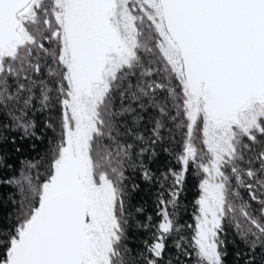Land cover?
Segmentation results:
<instances>
[{
	"label": "snow or ice",
	"instance_id": "6c2138e0",
	"mask_svg": "<svg viewBox=\"0 0 264 264\" xmlns=\"http://www.w3.org/2000/svg\"><path fill=\"white\" fill-rule=\"evenodd\" d=\"M38 112L46 152L0 180V264H173L170 237L176 264H224L228 229L243 264H264V0H0V168L5 144L40 138ZM174 130L179 170L157 176L148 161ZM137 170L159 185L142 251L126 243Z\"/></svg>",
	"mask_w": 264,
	"mask_h": 264
},
{
	"label": "trees",
	"instance_id": "16d2710c",
	"mask_svg": "<svg viewBox=\"0 0 264 264\" xmlns=\"http://www.w3.org/2000/svg\"><path fill=\"white\" fill-rule=\"evenodd\" d=\"M155 115L154 111H149L144 113V121L141 124V128L145 135H148V129L151 127L152 116ZM35 120L37 123V136L35 137L19 139L16 140V145L8 143L3 146V152L7 158V162L12 165L11 168H0V180L7 179L13 173L21 168V161L27 159H36L39 156L44 155L48 148V141L50 138L49 132H44L43 124L45 122V115L43 113H36ZM41 132L44 135L41 136ZM21 134L18 132L10 133V136L19 137ZM173 135L175 136L174 141H170L165 134V141L163 144H157L155 151L156 156L148 161L149 167L153 172L159 176L162 172H165L168 168H173L179 170V164L176 162L172 153L179 150V142L181 139L180 130H174ZM15 147H19L20 151L16 152ZM169 149L166 152L164 149ZM133 182L140 185V187L132 194V202L137 207H143L144 211L142 214H134L129 221L128 225V240L127 245L134 250L142 251L144 248V242L151 241V233L154 230L152 227L144 229L141 225L148 223L146 217L151 216V223L154 225L158 222L159 217L156 215V197L159 191L158 184H149L143 181L140 177L139 171L132 173ZM167 183H171L169 180ZM199 177L194 175L191 171L187 176V180L184 184V190L181 193L180 204L181 208L178 214V223L181 225L194 224L192 212L193 205L196 198L199 195L198 190ZM13 189L6 184H0V219L6 216L12 211V206L10 203V196ZM181 235L184 236V240L180 243L185 246L190 247L191 237L193 231L190 228L184 227L181 229ZM179 237H170L167 246V256L166 259H172L173 264H176L175 257L178 255L175 242ZM225 250L227 255L223 257L224 264H243L244 257H237L236 253L238 251H246L244 244L235 236L232 229H228L227 237L225 241ZM179 264H195V256L191 259L184 255H180Z\"/></svg>",
	"mask_w": 264,
	"mask_h": 264
}]
</instances>
